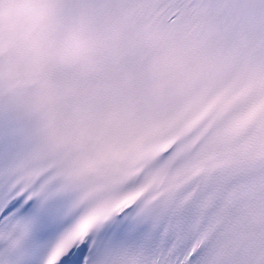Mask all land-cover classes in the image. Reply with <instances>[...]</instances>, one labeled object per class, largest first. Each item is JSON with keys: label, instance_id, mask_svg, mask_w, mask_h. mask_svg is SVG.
Masks as SVG:
<instances>
[{"label": "snow or ice", "instance_id": "obj_1", "mask_svg": "<svg viewBox=\"0 0 264 264\" xmlns=\"http://www.w3.org/2000/svg\"><path fill=\"white\" fill-rule=\"evenodd\" d=\"M0 264H264V0H0Z\"/></svg>", "mask_w": 264, "mask_h": 264}]
</instances>
